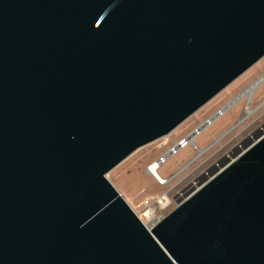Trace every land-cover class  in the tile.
Instances as JSON below:
<instances>
[{
	"label": "water",
	"instance_id": "95a60500",
	"mask_svg": "<svg viewBox=\"0 0 264 264\" xmlns=\"http://www.w3.org/2000/svg\"><path fill=\"white\" fill-rule=\"evenodd\" d=\"M264 58V0H0V264H264V130L152 227L108 173Z\"/></svg>",
	"mask_w": 264,
	"mask_h": 264
},
{
	"label": "rangeland",
	"instance_id": "374dc122",
	"mask_svg": "<svg viewBox=\"0 0 264 264\" xmlns=\"http://www.w3.org/2000/svg\"><path fill=\"white\" fill-rule=\"evenodd\" d=\"M263 74L264 58L169 135L137 149L108 173V179L146 226L152 227L172 212L181 198L198 187L204 174L209 176L214 165L219 166L225 157L231 158L236 147H242V143L249 137L254 138V133L259 129L264 130V83L256 91L249 106L246 98L239 101L197 136L196 143L206 150L203 154L197 156L198 151L187 147L161 168L160 174L167 179L171 178L167 184L160 183L148 171V166L217 110L227 106ZM246 108L251 113L246 114ZM191 160L192 163L185 168L184 165ZM149 208L153 209L151 219L143 216Z\"/></svg>",
	"mask_w": 264,
	"mask_h": 264
},
{
	"label": "built area",
	"instance_id": "2783aa9c",
	"mask_svg": "<svg viewBox=\"0 0 264 264\" xmlns=\"http://www.w3.org/2000/svg\"><path fill=\"white\" fill-rule=\"evenodd\" d=\"M226 106V105H225ZM224 106V107H225ZM223 108L217 110L212 116L204 120L202 123L199 124L187 137L177 142L174 146L168 149L160 158H158L155 162L151 163L148 166V171L156 178V172L160 173L161 168L167 164L171 159H173L181 150L192 147L196 151L199 152L201 149L198 144L196 143L197 136L207 127L212 125L217 119L225 115L227 110H222ZM191 136H193L191 138ZM192 163V160L189 161L187 164L184 165L186 168ZM141 218V217H140ZM142 219V218H141Z\"/></svg>",
	"mask_w": 264,
	"mask_h": 264
},
{
	"label": "bare ground",
	"instance_id": "6f19581e",
	"mask_svg": "<svg viewBox=\"0 0 264 264\" xmlns=\"http://www.w3.org/2000/svg\"><path fill=\"white\" fill-rule=\"evenodd\" d=\"M264 83V74L261 75L260 77H258L254 82H252L247 88H245V90H243L240 94H238L229 104H227V106H225L222 110H228L229 108H231L232 106H234L236 103H238L239 101L241 100H245V98L247 99V103L248 106H249V103L251 102V100L253 99L254 95L256 94V91L260 88V86ZM247 106V107H248ZM247 109V112L246 114H249L251 113L250 110ZM193 136H191L192 138ZM206 150H203V149H200L199 152H198V155H201L205 152ZM156 176L158 178V181L160 183H163V184H167L171 178L167 179L165 177H163L160 173L156 172ZM152 214H153V209L152 208H149L147 209L144 213H143V216L146 217V218H152Z\"/></svg>",
	"mask_w": 264,
	"mask_h": 264
}]
</instances>
